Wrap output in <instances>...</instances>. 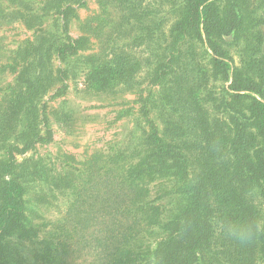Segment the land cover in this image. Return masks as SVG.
<instances>
[{"label": "trees", "instance_id": "obj_1", "mask_svg": "<svg viewBox=\"0 0 264 264\" xmlns=\"http://www.w3.org/2000/svg\"><path fill=\"white\" fill-rule=\"evenodd\" d=\"M145 1L97 0L101 12L86 20L89 32L105 36L111 5L123 13L121 25L125 21L138 31ZM260 1L250 13H264ZM30 4L0 0V20L18 14L29 28L40 25L34 32L45 36L38 34L31 48H56L63 55L89 48L90 33L69 34L84 0H38L34 10ZM249 6L245 0L182 1L150 71L149 83L159 90L154 109L162 129L151 123L145 152L115 151L96 160L99 154L85 177L74 166L57 178L39 161L20 162L21 143L29 149L40 138L39 96L48 86L37 66L35 74L30 64L19 71L16 85L0 101V264L25 262L16 259L11 239L28 250L27 264H263L264 16L252 18L256 30L242 33L243 9ZM39 11L62 29L61 42L43 30ZM37 20L42 25H29ZM229 35L256 43L241 51L240 67L232 68L224 48ZM189 37L201 43L204 62L196 61ZM108 56L84 72V82L97 92L124 84L130 75L128 55ZM216 82L224 84L220 90L212 87ZM24 164L29 178L22 179L17 172ZM34 181L52 185L66 200L49 238L27 221L25 184ZM227 224L258 228L241 243L226 234Z\"/></svg>", "mask_w": 264, "mask_h": 264}, {"label": "rangeland", "instance_id": "obj_2", "mask_svg": "<svg viewBox=\"0 0 264 264\" xmlns=\"http://www.w3.org/2000/svg\"><path fill=\"white\" fill-rule=\"evenodd\" d=\"M30 1V9L34 10L38 0ZM182 1L146 0L143 3L144 14L139 22L138 31L132 30V26L127 25L125 21L124 25H121L123 13L120 14L121 11L111 5L106 8L109 19L103 36V33L89 32V25L85 23L87 19L98 16L101 7L97 0H84L85 5L78 8V18L71 23L69 34L73 38H78L83 34L89 36L90 33L92 42L89 48L77 54L71 51L67 55H63L56 48H31L30 42H36L38 34L45 36V32L44 34L34 32L40 26L34 24L39 22L38 24L42 25L39 20L31 21L29 25L36 27L30 29L21 19V15L9 14L2 18L0 101L9 93V88L16 85V77L26 64L33 66L34 74L35 66L41 69L43 78L48 82L43 83V86L47 84L48 87L42 91L43 96H39L43 118L36 130H40V138L29 149L23 147L21 143L19 152L15 151L20 162L24 158L39 161L47 171L58 178L71 166L77 168L76 174H83L99 154H102V158L96 160L107 159L115 151L132 154L145 152L149 145L147 134L151 123L162 129V119L154 109L159 98V90L149 83L150 71L161 53L163 44L165 45L166 31H169L176 21V9L180 7ZM225 1L234 2L219 0L222 4ZM245 2L250 3V6L247 11L243 9L241 29L242 33L249 34L256 30L252 28L256 24V20L252 21V18L257 14L258 17H263L264 13L262 10L250 13L261 3L260 0ZM38 14L43 15L41 18L43 30H47L50 35L53 34V40L61 42L65 35L58 24L45 12L39 11ZM262 36L264 38V32ZM187 40L188 45L195 44V53H198L196 61L204 62L201 43L198 40L194 42L193 37ZM225 41L224 48L230 52L232 68L242 65L243 48L246 46L254 48L256 45L249 44L246 37L237 41L231 35L226 36ZM121 46L125 47L117 48ZM45 50L48 53L45 54ZM110 52L129 56L130 75L124 84L97 92L94 86L84 82L86 78L84 72L109 60ZM106 55L108 59L104 58ZM8 65L13 68L7 67ZM48 68L52 69V73L47 71ZM231 82L232 78L228 84ZM223 85L222 82H216L212 87L220 90ZM25 167L29 168V165L24 164L17 172L22 179L29 178ZM81 176L85 177L87 174ZM25 188L27 221L31 226L41 230L40 237L49 238L52 224L64 214L66 200L59 193L60 190L43 181L27 182ZM260 200L264 207V198ZM9 242L13 252L17 254L16 259L19 262L22 259L25 261L24 264H27L30 256L24 245L18 243L16 239ZM79 264H84V261Z\"/></svg>", "mask_w": 264, "mask_h": 264}, {"label": "clouds", "instance_id": "obj_3", "mask_svg": "<svg viewBox=\"0 0 264 264\" xmlns=\"http://www.w3.org/2000/svg\"><path fill=\"white\" fill-rule=\"evenodd\" d=\"M257 226L251 224H227L225 225V232L228 236L241 243L247 242L255 234Z\"/></svg>", "mask_w": 264, "mask_h": 264}]
</instances>
